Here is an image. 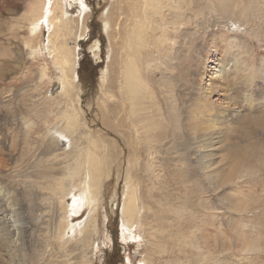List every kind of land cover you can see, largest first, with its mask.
Segmentation results:
<instances>
[{
    "label": "bare ground",
    "instance_id": "1",
    "mask_svg": "<svg viewBox=\"0 0 264 264\" xmlns=\"http://www.w3.org/2000/svg\"><path fill=\"white\" fill-rule=\"evenodd\" d=\"M31 1L25 45L34 60L40 52L48 53L49 59L44 60L50 65L37 59V74L52 85L58 82L62 94L55 95L49 85L50 91L38 93L39 97L26 109L28 117L23 119L15 138L0 125V252L9 255L6 264H16L17 253L26 257L31 248L26 243L28 230L24 220H19L17 205L21 198L17 188L6 179L9 164L27 179L23 186L28 200L34 187L48 193L37 198L46 197L50 201L52 237L64 249L71 241L87 249L100 231L103 190L115 162L111 159L112 149L119 155L118 140L95 137L91 140V132L85 130L82 111L75 99L79 87L77 44L73 41L71 46L70 41L78 35L76 27L81 26L80 37L86 32L84 0ZM257 2L116 0L105 19L104 31L111 40L113 54L103 81L113 106L106 107L107 118L102 123L119 133L128 148L122 238L127 245L132 243L140 248L139 264H158L152 258L157 255L163 264L170 263L165 258V238L170 226L166 225L167 220L155 223L163 219L164 215L158 216V212L163 214L165 209L154 210V203L161 205L165 196L170 202H182L186 206L182 189L199 187L204 182L215 191L223 179H229V167L234 162L241 163L240 168L244 169L251 163L250 158L264 154V60L258 65L250 64L235 39H224L220 33L208 34L215 15L222 20H215V25L230 23L237 29L253 26ZM76 6L79 15L74 18L69 12ZM200 28L202 34L198 33ZM247 29L256 34L253 27ZM153 63L160 69L158 79L151 74ZM258 79L263 82L257 83ZM32 91L38 92L36 87ZM22 101L30 100L23 96ZM61 144L68 148L63 149ZM19 145L23 149L17 157ZM104 150L108 160L100 152ZM224 153L232 160L228 167ZM118 167L119 179L123 171ZM159 190L166 191L165 195L155 193ZM202 206L210 209L207 203ZM85 209L88 213L84 221L73 224ZM185 211L182 207L173 210L172 227L193 222L184 218ZM52 237L49 236L51 240ZM177 237L176 232L170 238ZM199 253L197 258L204 256L203 252ZM179 260L174 263L189 264Z\"/></svg>",
    "mask_w": 264,
    "mask_h": 264
},
{
    "label": "rangeland",
    "instance_id": "2",
    "mask_svg": "<svg viewBox=\"0 0 264 264\" xmlns=\"http://www.w3.org/2000/svg\"><path fill=\"white\" fill-rule=\"evenodd\" d=\"M115 1L84 0V4L87 7L86 32L80 37L81 26L79 28L76 27L78 35L77 37L72 36L73 40L70 41L71 46H73V41H76L77 44L78 62L76 71L78 80L76 84L79 87L75 91V99L79 102L82 111L83 120L86 124L85 130L91 132L89 134L91 140L107 138L111 141L118 140L117 145H119V155L118 152L112 149L113 155L111 159L115 162L112 166V175L108 181L106 180L103 190L104 201L103 205L100 206V231L87 249L86 247L77 246L76 242L71 241L65 250L52 237V226L49 224L51 214L48 208L50 201L46 200V197L37 198V195L46 196L48 193L34 187L33 191H30L32 192V199L28 200L26 197L27 189L23 186V183L27 179L20 176V170L18 172V169L14 165L9 164L6 168L8 170L6 179L17 188L19 199L21 198L17 205L18 212H20L19 220H24L26 231L28 230L26 243L28 247H31L28 249V256L26 257H22L17 253V257L15 258L16 264H71L72 262L75 264L77 262H79L78 264H139L142 258L140 248L138 249L136 244L132 243L127 245L122 238L121 210L123 206V191L125 190L124 179L128 166V162H126L128 161V148L119 133L113 129L105 128L102 123V119L104 117L107 118L108 106H113L107 98L109 93L105 90L106 83L103 81L109 59L113 54L112 43L104 31V26L105 19L111 12ZM32 3L33 1L31 0H0V125L3 124V129L13 138L19 134L23 119L28 117L26 109L29 105H33V100L39 97L38 93H41L42 90V93L50 91L51 87L53 92L56 93L55 95L62 94L61 86L58 82L52 85L47 78L41 80L37 74V59L41 63L47 62L44 59H49L48 53L40 52L38 58L34 60L30 49L25 45V41H28L29 36L28 15L32 11ZM257 6L253 26L249 24L237 29L235 25L232 26L230 23L215 25L214 21L218 18L219 22L222 21L219 16L215 15V19L211 20L212 24L208 29V31L210 30L208 34L220 33L224 39L229 40V37L232 40L235 39L236 43L241 47L239 51H243L245 57L253 65H258L262 59L264 60V0H258ZM78 9V6L70 9L69 14L76 18L79 15ZM259 12L260 14H258ZM251 27L256 31L255 35L247 29ZM201 30V28L198 30L199 34H202ZM46 37L47 34L44 35L43 41H45ZM97 44H99L98 49L95 47ZM204 44L206 45V41ZM220 45L221 43L218 46ZM208 47L210 48L211 45ZM47 63L50 65L49 61ZM152 68V76L155 79L160 78V69L154 63L152 64ZM51 70L53 71V69ZM177 73V71H174V74ZM239 76L242 75L239 74ZM32 79L33 82H31ZM257 81V83L263 82L261 79ZM35 87L38 92L32 91ZM23 96L30 101L23 102ZM66 146L61 144L60 147L66 150L68 148ZM22 149L21 145L17 147V157L21 155ZM100 152L103 153L104 160H108L106 151ZM225 155L224 153L223 157L228 160V156ZM118 158L120 159L119 162ZM250 159L251 163L244 166V169L240 168L241 163L239 162H234L230 166L232 160H228L229 164L227 167L230 166L229 179H223V182L215 191L206 186L204 182H201V186L199 187L189 186L182 189L181 192L185 195L183 203L187 204L186 206L182 205V202H170L165 196L161 201V205L154 203L156 205L154 206V210L165 209L163 214L158 212V216L164 215L163 219H157L155 223L167 220L166 225L170 226L169 233L167 232V239L165 238V245L167 247L165 258H169L168 260L170 261L167 264H175L174 260L178 261L179 259L181 263L185 261L189 262V264L198 263L197 260L200 261L198 264H206V262L214 264L217 262L216 260L218 262L215 264H264V154L254 155ZM122 160L123 163L120 165ZM118 166H121L123 171L119 179ZM155 193L165 195L166 191L161 192L159 190V193ZM191 195L193 200L190 197ZM69 202L71 203V201ZM189 202L190 205H188ZM205 203L209 204L210 209L202 206ZM179 206L186 209L183 213L184 218H191L193 222L174 228L171 226L175 222L172 212L175 209H181ZM83 212L81 217L78 216L74 219L73 224L84 221L88 211L85 209ZM193 225L194 227L190 228ZM176 232L178 233V237L171 239L170 237L176 234ZM49 236L53 239L51 240ZM69 236H72V234L70 233ZM30 238L32 242L29 240ZM47 238L51 242L53 241V243ZM148 239L149 237L146 236L145 240ZM47 241H49V244ZM191 242L194 244L192 245ZM92 243H94V248L92 247ZM200 251L204 253V256L201 257L202 259L197 258L200 257L197 256L201 254L199 253ZM1 253L0 264H6L5 260L9 261V255L7 257ZM191 254L192 258H188ZM204 257L207 259L205 260ZM128 258L130 259L129 261ZM152 258H154V262L163 264V262L158 260V255L152 256ZM171 259L173 262H171Z\"/></svg>",
    "mask_w": 264,
    "mask_h": 264
}]
</instances>
